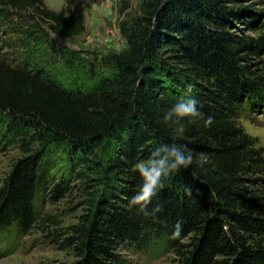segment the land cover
Returning a JSON list of instances; mask_svg holds the SVG:
<instances>
[{
    "label": "trees",
    "instance_id": "obj_1",
    "mask_svg": "<svg viewBox=\"0 0 264 264\" xmlns=\"http://www.w3.org/2000/svg\"><path fill=\"white\" fill-rule=\"evenodd\" d=\"M240 23L255 35L233 33ZM120 29L126 49L91 58L53 39L85 32L79 0L59 12L0 0V32L15 37L0 39V142L22 153L0 186V242L14 251L46 226L72 264H133L130 251L264 264V151L240 123L264 110V67L252 63L264 64V0H144ZM188 98L200 117L165 120ZM173 145L191 164L161 178L147 214L130 207L143 183L135 166ZM75 189L78 223L41 215Z\"/></svg>",
    "mask_w": 264,
    "mask_h": 264
},
{
    "label": "rangeland",
    "instance_id": "obj_2",
    "mask_svg": "<svg viewBox=\"0 0 264 264\" xmlns=\"http://www.w3.org/2000/svg\"><path fill=\"white\" fill-rule=\"evenodd\" d=\"M126 1L129 8L125 14L120 10ZM144 0H79L85 15L86 30L81 35L67 40L53 36L56 44L76 51L83 56L96 57L106 56L111 53H120L126 49V40L121 35L120 24L123 20L136 17L140 14L141 5ZM45 6L52 11L59 12L65 5V0H44ZM244 28V29H243ZM5 29H2L3 31ZM247 25L240 23L232 30L238 35L254 36L255 33L247 32ZM4 34L0 32V39L4 41ZM7 41L14 40V36H5ZM2 40L0 46L4 43ZM11 51L5 49V52ZM258 69L264 67L259 59L254 57ZM257 68V67H256ZM245 131L256 140V146L264 151V110L244 115L240 121ZM22 156L21 151L15 145H4L0 142V186L11 171L13 164ZM264 156V153H263ZM256 176V175H255ZM260 185L264 187V169L258 173ZM84 196L78 189L71 195L56 204L45 203L41 212L42 216H48L60 223L62 228H68L79 221L84 213ZM53 230V228H51ZM50 230V231H51ZM47 227H38L29 236L21 240L14 251L10 252V244L0 242V264H72L75 261L73 253L69 250H59L50 244L46 238ZM128 257L133 264H176V256L168 254L156 259L149 257V254L135 253L130 251Z\"/></svg>",
    "mask_w": 264,
    "mask_h": 264
},
{
    "label": "clouds",
    "instance_id": "obj_3",
    "mask_svg": "<svg viewBox=\"0 0 264 264\" xmlns=\"http://www.w3.org/2000/svg\"><path fill=\"white\" fill-rule=\"evenodd\" d=\"M192 91V85L187 86V92L185 95H189ZM200 113L196 109V101L192 98L181 100L167 112L165 120H171L173 116L178 118L183 117H200ZM193 122H196L195 119ZM213 123L212 117H207L204 120L205 126H210ZM182 131V128H181ZM159 148L153 153H157ZM192 157L185 156L184 153L175 145L171 146V150L166 152L158 160L153 159L152 156L147 162H141L136 165V170L140 173L143 183L139 188V191L129 200V206H138L139 211L145 212L147 206L151 203L152 198L156 195L160 186L161 178L167 176L173 171L179 170L181 167H188L191 164ZM157 206L153 211H159ZM147 214V213H146ZM176 232L178 234L181 229V222H177L175 225Z\"/></svg>",
    "mask_w": 264,
    "mask_h": 264
}]
</instances>
